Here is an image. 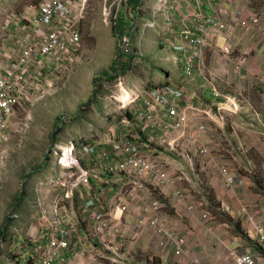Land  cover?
I'll return each mask as SVG.
<instances>
[{"label": "built area", "instance_id": "built-area-1", "mask_svg": "<svg viewBox=\"0 0 264 264\" xmlns=\"http://www.w3.org/2000/svg\"><path fill=\"white\" fill-rule=\"evenodd\" d=\"M237 1L179 0L176 4L187 3L193 10L170 41L171 48L178 54L184 75L190 79L198 74L205 77L217 97L214 78L207 69L208 50L231 55L236 30H254L257 39L264 41L262 14ZM256 1L264 6V0ZM88 2L41 0L18 24L14 45L18 53L13 48L0 49L1 155L5 154L9 122L17 109L56 94L62 83L58 74L78 61L81 23ZM156 4L157 12L176 7L170 0H157ZM119 9L120 5L105 7L104 23L115 24ZM154 24L150 22L147 27ZM131 48L132 37L126 33L118 39L116 55L124 60L132 54ZM245 63L246 58L238 59L234 72L240 73ZM116 80L119 85L125 81L122 77ZM128 94L116 101L130 117H122L105 139L97 142L101 144H90L82 137L50 151L55 173L43 179L35 191L37 217L43 226L24 247L34 260L32 264H125L129 240L137 241L147 231L152 232L154 245L162 253L192 257L190 236L163 217L164 202L158 195L181 205L189 193L180 184L192 182L203 189L208 171L217 172L226 190L244 185L243 178L211 156V147L204 139L207 126L200 122L204 114L211 115V109L189 103L185 89L170 83L133 86ZM230 104V109L219 104L211 118L220 122L224 111L240 110L239 105ZM105 181L112 197L102 203L96 186ZM187 209L194 211L195 206L188 205ZM242 213L246 215L247 233L261 251L232 250L230 264H264V224L254 211L247 212L244 207ZM18 217L12 216L15 221ZM193 261L201 264L199 258Z\"/></svg>", "mask_w": 264, "mask_h": 264}, {"label": "rangeland", "instance_id": "rangeland-1", "mask_svg": "<svg viewBox=\"0 0 264 264\" xmlns=\"http://www.w3.org/2000/svg\"><path fill=\"white\" fill-rule=\"evenodd\" d=\"M124 1L89 0L85 18L81 23L82 46L78 51V61L72 64V68L68 67L58 74L59 81L62 83L58 85L56 94L49 95L43 100L34 101L33 106L24 105L19 107L9 122L7 139L4 144L5 154H0V234L5 227L7 218H12L14 214V216H19L21 220L20 222L15 221L13 225L6 229L4 238L0 235V264H30L29 262H34L32 256L29 255L30 252L25 250L24 247H26L25 243L31 242L32 236H38V234L31 235L28 232L29 227L36 225L34 229H38L43 226L36 213L33 212L32 199L33 193L35 196L34 187L46 177L54 174V160L50 155V151L56 146L82 137L88 138L86 140L90 144L97 143L108 135L105 127L108 120L114 117L118 124L122 117H130L125 113L124 109L119 107L121 105L116 100L120 101L122 97H127L132 87L127 86L126 80L123 81L122 85H119L118 81L106 78L103 74L108 72L115 60L118 44V38L114 35V25L104 23L103 11L105 7L114 8L120 5L121 10L128 13L127 4ZM40 2L41 0H0L1 50L13 48L16 54L18 53V48L14 46L18 37L17 30L20 28L18 24ZM235 3L261 13L264 19V6L260 2L256 0H239ZM229 10L232 12L234 7L232 6ZM137 17L134 18V28L137 36L133 37L134 40L132 38V54L130 55L137 57L138 60L132 63L133 67L130 69L133 77L130 81L134 83L139 78L141 80L144 78L152 80L156 77L157 69L153 66L155 61L149 57V54L157 50V48L159 50L165 49V51L169 52L166 49L168 44L162 45L161 37L164 30L162 33L159 31L160 34L151 38L152 40L149 39L151 41L158 39L157 45L151 41L146 43L141 41ZM8 22H11V24H8ZM153 29L156 30L157 27L155 26ZM254 32V30H236L233 39L246 34L249 36L256 35ZM7 40L8 43H6ZM231 47L233 50L231 55L233 54L234 57L240 54L243 48L240 44H235ZM244 55H248V53ZM242 57L244 56H240L238 59ZM149 60L151 69L145 68V64ZM176 72H172L170 75H174ZM122 75L124 76L125 73ZM246 81L248 79L243 81L244 85ZM246 86H248V89L244 94L242 92L244 96L253 92L251 83L249 85L246 84ZM232 92V94L237 93L234 86H232ZM91 98L94 99V103L91 106H87L86 104ZM111 107H114V109L118 107L121 114H109ZM118 127L124 129L123 126ZM56 128H61V131L51 140V135ZM101 131H105L104 134ZM46 155V167L42 168ZM254 172V189L258 191L256 180H259L261 182L259 186L260 195L264 197V179L258 170ZM242 174L243 176H250L246 171H243ZM21 192V203L19 208L16 209V200ZM207 193L209 196L212 195L211 187H207V185L203 189L199 188L196 191V194L200 196L207 195ZM163 202L168 204L165 199H163ZM212 206L216 207L218 203L215 201ZM170 208V206H166L164 209L170 211ZM248 211L251 210L247 208ZM224 215L226 216V214ZM224 215L220 211L211 208V217L216 221L226 220ZM244 216L246 218V215ZM238 221L234 219L230 224L227 223L230 226L228 234L235 240L234 242H236L238 248L232 250H236L239 253L250 252L252 254L260 252V246V250L255 248L254 251H243L247 246H252L253 244L246 239V237H249L246 229L242 228L246 237L241 234L239 229L236 230ZM258 221L264 224V221ZM18 229L19 233H17ZM147 237L148 235L143 233L140 238L145 239ZM132 241L133 239L131 238L129 242L133 243ZM138 250L130 251L128 249L126 251L125 258L127 261L125 264H129V262H133L132 264H157L156 258L151 256L152 260L150 261L145 253H141Z\"/></svg>", "mask_w": 264, "mask_h": 264}, {"label": "crops", "instance_id": "crops-1", "mask_svg": "<svg viewBox=\"0 0 264 264\" xmlns=\"http://www.w3.org/2000/svg\"><path fill=\"white\" fill-rule=\"evenodd\" d=\"M156 1L141 0V4L138 7L135 9L130 8L131 13L126 16L127 25L125 32L132 38L137 36L134 28V18L138 16L137 19L140 26L138 32L140 33L141 41H144V43L149 42L152 40L151 38L160 34L159 31L162 33L164 30L161 37L162 45L168 44L166 49L169 52L165 51V49L159 50L157 48V50L149 54V57L156 63L153 64L157 69V75L154 79L144 78L141 80L139 78L135 83L131 82L130 80L133 79L130 72L132 65L126 70L124 76L122 72H119L117 78L122 77L125 79L127 86L130 88H133V86L149 88L169 82L185 89L189 103L204 109H211L210 116L204 114L200 119V122L207 126V133L204 135V139L211 147V156L226 164L238 177L243 178L244 185L242 187L237 186L232 190H226L222 186L217 172L208 171L207 187H211L214 201L218 203L216 207L212 206L211 197L208 193L203 196L196 194L199 188L192 182L190 185L188 182L180 184V186L190 188L185 187L189 193L188 199L187 202L181 205L173 204L169 199L158 195L162 201L165 199L168 203L164 204L163 217L182 234L190 236L192 257L178 258L171 253H162L154 245V237L150 231L144 233L148 235L147 238H139L140 240L138 239L137 241L133 240V243L129 242L131 244H128V249L130 251L139 249L138 251L145 253L150 261L152 256L159 260L161 264H195L193 261L195 258H199L201 264H230L229 253L232 249H238L236 242L228 234L230 226L224 221H216L211 217V208L220 211L223 215L226 214L233 219L239 220L244 230L246 229L245 216L242 213L244 207L254 211L257 220L264 221V197L254 189L255 181L253 180L255 170H258L264 179V41H259L257 35L249 36L246 34L241 37H235L232 41L233 45L240 44L243 47L241 53L235 57L233 54L229 57L224 56L212 48L208 50L207 69L211 73L210 77L214 78L215 87L219 93L217 97L213 94L211 84L205 77L196 73L199 77L190 79L184 75L182 65L178 62V54L171 48L170 41L173 40L176 33L182 30L186 24L185 16L193 8L187 3L176 5L179 0H170L172 5H176V7H169L166 11L157 12ZM150 22L155 23L153 28L156 26V30L152 27H147ZM151 42L157 45L158 39ZM158 50L159 52H157ZM245 53H248V55H244ZM240 56L246 57V63L240 73H235L234 63ZM128 58H124L126 63H130ZM133 58L134 62L138 61L137 57L133 56ZM146 67L151 69L150 60L145 64ZM171 68L173 69L171 70ZM175 71L177 72L174 75H170V73ZM116 79L115 81L117 82ZM245 79H248V81L244 85L243 81ZM249 83H251L253 92L244 96L243 94L248 89L246 84L249 85ZM232 86L235 87L237 93L232 94ZM226 99H229L230 102L226 103ZM221 103H224L226 109H230V103H234L239 105L240 110L236 113L226 110L221 114L224 119L216 122L211 117H215L213 113H216L215 109ZM110 113H120L119 108L114 109V107H111L109 109ZM113 126H116L114 117L108 120L105 125L107 132ZM127 130L129 131L130 129ZM101 132L104 134L105 131ZM253 166H255V170H252ZM171 170L174 171V168H171ZM243 171L248 172L250 176H243ZM53 173L55 172L53 171ZM96 187L102 203L112 197L111 187L106 181L97 184ZM37 188L38 184L33 190L36 191ZM32 200L33 212L37 216L35 205L38 199L36 194L34 196V193ZM188 205H194L195 210L188 212ZM166 206L171 207L170 211L164 209ZM18 219V222H20L21 218L18 217ZM35 226L33 225L28 229L31 235L41 233L42 227L34 229ZM17 233H19V229ZM250 239L254 241L252 238ZM246 250L254 251L255 247L254 245L247 246L243 251ZM132 263L129 262V264Z\"/></svg>", "mask_w": 264, "mask_h": 264}, {"label": "trees", "instance_id": "trees-1", "mask_svg": "<svg viewBox=\"0 0 264 264\" xmlns=\"http://www.w3.org/2000/svg\"><path fill=\"white\" fill-rule=\"evenodd\" d=\"M125 4H127L126 6L128 7V10H130V8H136L138 7L140 4H141V0H127L125 2ZM129 13V12H128ZM127 12H125L124 10L122 11L121 10V7L119 9V12L117 14V17H116V20H115V24H113V30H114V35L115 37H117L118 39L122 36V35H126V25H127V21H126V16H128ZM120 58V59H119ZM128 61L130 63H126V61H124L123 59H121V57L119 55H116L115 57V60L113 61L112 65L110 66L108 72H105L103 73L104 76L106 78H111V79H116L117 78V74L119 72H122V74L126 73V70L132 65V63L134 62V58L133 56H129L128 58ZM94 103V99L91 98L88 102H87V106H91L92 104ZM61 131V128H56L54 131H53V134L51 135V140H53L55 138V135L57 133H60ZM46 160H47V155L44 159V163L42 165V168H45L46 167ZM261 185V182L259 180H256V186L258 188V192L261 193V190L259 189V186ZM21 195H22V192L21 194L18 196L17 200H16V206L15 208H19L20 206V203H21ZM212 196V195H211ZM210 196V197H211ZM211 204H213V201H214V197L212 196L211 199ZM215 202V201H214ZM14 215V214H13ZM225 216V215H224ZM225 219L224 222L225 223H229L234 220L233 218H231L230 216L226 215L225 216ZM5 227L2 229L1 231V237L4 238V236L6 235V229L9 228L10 225H13L15 223V220L13 218H7L6 221H5ZM240 230L241 231V234L245 236V234L243 233V229H242V225H241V222L238 221V223L236 224V230ZM238 232V231H237ZM247 241L251 242L255 248L259 249V245L252 241L249 237H246ZM31 261V260H30ZM30 264H32V262H29ZM157 264H161V262L159 260H157Z\"/></svg>", "mask_w": 264, "mask_h": 264}]
</instances>
